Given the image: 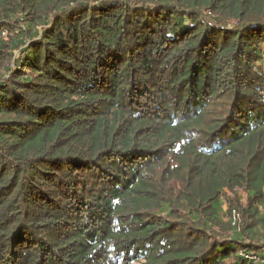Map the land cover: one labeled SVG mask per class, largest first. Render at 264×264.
Instances as JSON below:
<instances>
[{"label":"trees","instance_id":"1","mask_svg":"<svg viewBox=\"0 0 264 264\" xmlns=\"http://www.w3.org/2000/svg\"><path fill=\"white\" fill-rule=\"evenodd\" d=\"M244 253L264 260V0H0V264Z\"/></svg>","mask_w":264,"mask_h":264},{"label":"built area","instance_id":"2","mask_svg":"<svg viewBox=\"0 0 264 264\" xmlns=\"http://www.w3.org/2000/svg\"><path fill=\"white\" fill-rule=\"evenodd\" d=\"M243 256L245 258H247V259H254L255 261H258V262L264 264V260L261 259L260 257L256 256V254H253V253H249V254L244 253Z\"/></svg>","mask_w":264,"mask_h":264},{"label":"rangeland","instance_id":"3","mask_svg":"<svg viewBox=\"0 0 264 264\" xmlns=\"http://www.w3.org/2000/svg\"><path fill=\"white\" fill-rule=\"evenodd\" d=\"M15 52H16V51H15ZM228 197H230V198L232 197V194H231L230 192H228ZM242 201H243V204H245V200H244V198H243ZM225 208H226V205H225Z\"/></svg>","mask_w":264,"mask_h":264}]
</instances>
